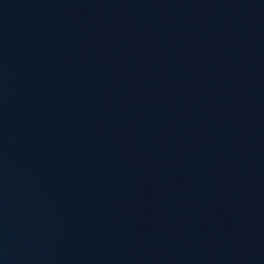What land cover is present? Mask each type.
<instances>
[{
	"label": "water",
	"instance_id": "water-1",
	"mask_svg": "<svg viewBox=\"0 0 264 264\" xmlns=\"http://www.w3.org/2000/svg\"><path fill=\"white\" fill-rule=\"evenodd\" d=\"M0 264H264V0H0Z\"/></svg>",
	"mask_w": 264,
	"mask_h": 264
}]
</instances>
